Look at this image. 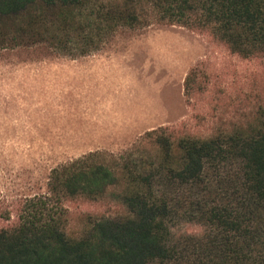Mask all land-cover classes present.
<instances>
[{
  "label": "trees",
  "instance_id": "1",
  "mask_svg": "<svg viewBox=\"0 0 264 264\" xmlns=\"http://www.w3.org/2000/svg\"><path fill=\"white\" fill-rule=\"evenodd\" d=\"M153 23L264 57V0H0V50L50 40L86 54L117 27ZM105 154L53 168L46 191L23 198L14 220L0 211V264H264V105L229 131L159 127ZM107 196L125 212L86 214L70 229L66 200ZM190 223L202 230L181 231Z\"/></svg>",
  "mask_w": 264,
  "mask_h": 264
},
{
  "label": "rangeland",
  "instance_id": "2",
  "mask_svg": "<svg viewBox=\"0 0 264 264\" xmlns=\"http://www.w3.org/2000/svg\"><path fill=\"white\" fill-rule=\"evenodd\" d=\"M51 42L0 50V211L10 210L12 220L23 198L46 191L51 170L61 164L90 151H106L111 159L159 127L200 136L229 131L251 123L264 105V57L244 58L183 26L117 27L86 54ZM96 59L113 62L116 80L134 82L128 86L134 105L153 104L159 114H126L127 123L143 127L125 130L119 114L103 113L93 90L85 89L84 75ZM65 205L73 231L86 214L125 212L112 196ZM180 228L202 230L193 223Z\"/></svg>",
  "mask_w": 264,
  "mask_h": 264
},
{
  "label": "crops",
  "instance_id": "3",
  "mask_svg": "<svg viewBox=\"0 0 264 264\" xmlns=\"http://www.w3.org/2000/svg\"><path fill=\"white\" fill-rule=\"evenodd\" d=\"M93 65L94 68L92 70H86V73L84 75L86 83L85 89H87L88 92H92L93 90V92L95 93V98L93 99L97 102V104L101 105V107L103 108V113H109L113 116L115 113L119 114V121L122 122L125 130L135 127H143L139 125L141 124L139 122L137 125L135 121L127 123L125 116L126 114H149L151 112L159 114L158 112L150 109L152 106H154L153 104H148L145 107L139 105V103L137 105H134V103L129 99L128 93V86L133 85L134 82L128 83L124 77L121 81L116 80L114 78L116 68L113 62L96 59L94 60ZM121 75L125 76L124 67L122 68ZM117 89L119 90V94L115 92ZM141 107H143V109ZM108 120L109 122H112L113 117H110Z\"/></svg>",
  "mask_w": 264,
  "mask_h": 264
}]
</instances>
